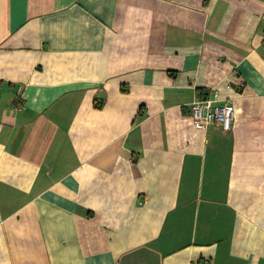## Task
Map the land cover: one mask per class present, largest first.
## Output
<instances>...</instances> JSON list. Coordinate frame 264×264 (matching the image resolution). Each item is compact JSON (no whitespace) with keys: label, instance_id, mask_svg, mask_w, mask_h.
Returning a JSON list of instances; mask_svg holds the SVG:
<instances>
[{"label":"crops","instance_id":"1","mask_svg":"<svg viewBox=\"0 0 264 264\" xmlns=\"http://www.w3.org/2000/svg\"><path fill=\"white\" fill-rule=\"evenodd\" d=\"M0 264H264V0H0Z\"/></svg>","mask_w":264,"mask_h":264},{"label":"built area","instance_id":"2","mask_svg":"<svg viewBox=\"0 0 264 264\" xmlns=\"http://www.w3.org/2000/svg\"><path fill=\"white\" fill-rule=\"evenodd\" d=\"M217 95L211 98L197 99L189 105V112L196 129L205 130L208 127H218L229 133L235 121L236 111L232 104H219ZM218 103V104H217Z\"/></svg>","mask_w":264,"mask_h":264}]
</instances>
